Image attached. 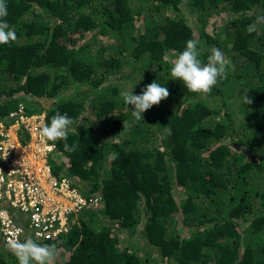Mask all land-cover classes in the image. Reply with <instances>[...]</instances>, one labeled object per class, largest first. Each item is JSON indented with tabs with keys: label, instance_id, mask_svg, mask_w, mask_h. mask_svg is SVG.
Listing matches in <instances>:
<instances>
[{
	"label": "trees",
	"instance_id": "16d2710c",
	"mask_svg": "<svg viewBox=\"0 0 264 264\" xmlns=\"http://www.w3.org/2000/svg\"><path fill=\"white\" fill-rule=\"evenodd\" d=\"M5 2L0 121L18 103L45 123L66 113L77 149L53 142L49 165L99 201L38 242L54 264H264V23L246 31L264 0ZM188 39L230 61L209 94L169 78ZM153 80L170 94L133 123L120 94ZM2 244L0 264H18Z\"/></svg>",
	"mask_w": 264,
	"mask_h": 264
},
{
	"label": "built area",
	"instance_id": "2783aa9c",
	"mask_svg": "<svg viewBox=\"0 0 264 264\" xmlns=\"http://www.w3.org/2000/svg\"><path fill=\"white\" fill-rule=\"evenodd\" d=\"M7 117L8 125L0 121V242L52 239L67 232L70 213L99 201L52 173L56 146L39 138L43 113H28L18 103Z\"/></svg>",
	"mask_w": 264,
	"mask_h": 264
},
{
	"label": "clouds",
	"instance_id": "9594fccd",
	"mask_svg": "<svg viewBox=\"0 0 264 264\" xmlns=\"http://www.w3.org/2000/svg\"><path fill=\"white\" fill-rule=\"evenodd\" d=\"M7 15V4L5 0H0V44H9L10 42H13L17 39L16 33L10 28V25L6 19ZM262 23H264V14L257 15L255 21L246 27V31L251 34L256 31L257 25ZM198 43L199 41L195 39H188L186 41L185 48L176 55L174 61L172 62L169 78L172 80H181L188 91L192 93L209 94L213 87L218 83V80L226 78L230 61L225 57L221 50L213 47L210 50V55L207 56V62H202L199 58L201 53L198 49ZM169 94L170 93L166 87L153 80L151 83L145 86L142 94L133 95L131 90L123 91L120 95L127 106H133L130 111L131 116L134 118L133 123H135L143 120L142 113L145 110L149 109L153 105L158 104L162 99L167 98ZM61 99L62 98L59 96L54 97V101L56 103H59ZM243 102L251 103L252 101L249 97L244 96ZM28 113L44 114V112ZM74 125L73 119L68 117L66 113L62 115L57 112L51 117L50 122L44 123L39 127V138L44 143H47L48 141L55 142L57 140H62L64 141L63 147L65 151H76V144L69 145L67 143L68 127ZM127 127H131V124L123 121V129ZM109 159L113 161L117 160L118 154L113 152L109 156ZM59 178H61V176ZM72 185L74 184L72 183ZM74 186L76 187V185ZM77 190L83 194L78 187ZM93 207L96 206L85 208ZM80 210L69 214L67 221L68 229L72 216L76 215V213H78ZM39 241L43 240H34L33 238L28 237L23 242H21L19 238H13L7 240L6 247L8 251L17 259L18 264H54V259L57 255L56 245L41 244L38 243Z\"/></svg>",
	"mask_w": 264,
	"mask_h": 264
},
{
	"label": "rangeland",
	"instance_id": "374dc122",
	"mask_svg": "<svg viewBox=\"0 0 264 264\" xmlns=\"http://www.w3.org/2000/svg\"><path fill=\"white\" fill-rule=\"evenodd\" d=\"M54 155H55V153L51 154V156H50V157H52V156H54ZM75 185H76V184H75ZM77 187H78V186L76 185V187H75V188H77ZM0 245H1V246H4V244H1V243H0Z\"/></svg>",
	"mask_w": 264,
	"mask_h": 264
}]
</instances>
